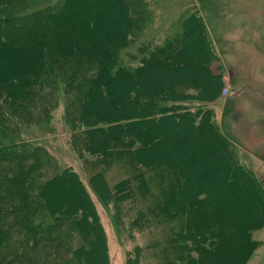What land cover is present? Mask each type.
<instances>
[{"label":"trees","instance_id":"16d2710c","mask_svg":"<svg viewBox=\"0 0 264 264\" xmlns=\"http://www.w3.org/2000/svg\"><path fill=\"white\" fill-rule=\"evenodd\" d=\"M133 13L129 0H63L48 12L58 55L72 60L78 54L97 65L76 118L85 152L105 158L117 144L125 145L142 168L159 166L177 172L182 184L165 202L166 211L171 217L193 213L196 231L209 236L210 264H244L260 243L253 233L264 226V182L240 161L236 147L219 128L212 103L220 98L225 80L223 71L212 67L217 56L205 20L189 11L174 23L170 39L137 46L132 55L135 65L127 69L118 61L124 60L123 50L130 45ZM3 28L0 17V98L6 95L3 99L8 101L10 95L7 105L15 113V97L23 102L31 95L28 89L44 79V50L38 44L9 42ZM157 108L166 109L165 113ZM161 140L162 149L154 150ZM204 172L207 182L196 181ZM91 192L107 205L114 201L116 220L124 223L123 214L131 220L130 229L145 228L147 211L156 213L155 207L144 209L143 203L162 201L157 202L142 172L114 184L97 172L86 183L69 166L45 181L40 195L52 222L71 220L76 228L79 244L72 252L76 264H110L107 235ZM221 224L237 231L233 240L215 237L214 227ZM177 238L189 247L187 235ZM6 239L0 222V245ZM135 251V258L126 264H138L140 246Z\"/></svg>","mask_w":264,"mask_h":264},{"label":"rangeland","instance_id":"374dc122","mask_svg":"<svg viewBox=\"0 0 264 264\" xmlns=\"http://www.w3.org/2000/svg\"><path fill=\"white\" fill-rule=\"evenodd\" d=\"M62 1L0 0L4 38L9 42L40 45L45 70L44 79L28 89L32 91L29 97L23 102L15 97V113L7 105L10 95L8 101L3 99L6 95L0 98V222L7 233L6 241L0 245V264H76L72 252L79 240L73 221L55 225L40 195L45 181L69 166L86 183L97 172H103L110 184L142 172L157 202L162 201L155 204L154 199H149L143 203L145 208L140 205L141 210L151 205L156 213L147 211L149 223L145 228L130 229L131 220L123 214L124 223L116 220L114 212L117 216L119 213L114 201L107 205L91 192L107 235L110 264H126L130 257L135 258L137 245L138 264H210L209 236L196 231L193 213L185 211L171 217L164 208L173 190L182 184L177 172L159 166L142 168L131 148L125 145L117 144L105 158L85 152L84 135L76 118L97 65L78 54L72 60L58 55L57 37L48 12L58 8ZM129 2L135 27L129 47L123 50L124 60L118 61L122 67L129 66L127 69L135 65L132 55L141 43L170 39L174 23L191 10L192 14L198 12L203 16L217 56L212 67L222 70L225 80L220 98L212 103L219 128L236 147L240 161L264 182V0ZM20 54L28 58L25 53ZM9 57L12 59L13 53ZM246 84L251 86L245 87L247 91L237 94L231 91L232 87ZM225 86L229 88L227 94L223 93ZM165 110L156 109L164 113ZM153 147L162 149V140ZM207 180L204 172L196 181ZM124 204L128 212V201ZM179 234L190 238L189 247L177 238ZM214 234L219 240H233L237 231L221 224L214 227ZM253 235L260 243L244 264H264V226Z\"/></svg>","mask_w":264,"mask_h":264},{"label":"crops","instance_id":"0c3cea01","mask_svg":"<svg viewBox=\"0 0 264 264\" xmlns=\"http://www.w3.org/2000/svg\"><path fill=\"white\" fill-rule=\"evenodd\" d=\"M243 86V87H242ZM240 88L239 87H232L231 91H233V93L237 94L238 92L241 93L243 91H247V87L250 86V84H246V85H242ZM246 87V88H245ZM251 87V86H250ZM249 87V88H250Z\"/></svg>","mask_w":264,"mask_h":264},{"label":"built area","instance_id":"2783aa9c","mask_svg":"<svg viewBox=\"0 0 264 264\" xmlns=\"http://www.w3.org/2000/svg\"><path fill=\"white\" fill-rule=\"evenodd\" d=\"M229 92V88L227 86H225L224 90H223V93L224 94H227Z\"/></svg>","mask_w":264,"mask_h":264}]
</instances>
